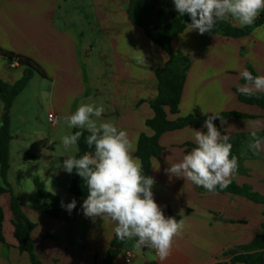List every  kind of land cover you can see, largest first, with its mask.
<instances>
[{"label":"crops","instance_id":"crops-1","mask_svg":"<svg viewBox=\"0 0 264 264\" xmlns=\"http://www.w3.org/2000/svg\"><path fill=\"white\" fill-rule=\"evenodd\" d=\"M126 9L127 0H0V51L30 59L43 73L33 74L10 108L7 173L9 182L14 148L17 173L23 180L29 176L32 185L29 191H22L20 186V195L14 191L13 194L25 217L35 225L31 238L41 264H104L116 226L110 218L85 217L84 199L73 194L71 200H76V207L69 213L62 207L68 203L57 194L56 186L48 190L61 202L56 208L51 200L38 194L35 175L62 179L67 173L61 167L68 157L62 155L61 141L75 127L70 128L65 117L81 104L94 102L97 107L103 106L102 116L92 118L98 125L110 122L126 130L134 144V157L139 135L153 134L145 122L153 116L150 103L157 95L155 70L166 63L168 56L129 19ZM223 20L242 27L231 16ZM171 46L188 56L189 67L178 112L171 114L166 108L167 119L208 117L226 111L253 116L228 117L213 123L221 137L240 139L238 171L231 181L250 186L252 192L264 198V148L253 154L248 147L253 131L257 136L264 132V109L239 101L233 91L244 85L240 73L247 67L256 76H264V22L237 38L212 32L201 35L186 27L171 40ZM94 47L100 48V58L108 57L107 70L102 61L92 65L98 74L102 69L106 72L108 96L104 100L101 90L93 85L88 68L87 58ZM141 53L144 63L137 59ZM24 69L0 53V80L12 85ZM2 112L0 100V118ZM49 113L53 114L52 124L47 119ZM36 125L51 129L53 134L44 137ZM194 131L206 132L205 124L162 133L158 139L161 151L150 161L148 177L155 181L151 189L155 202L166 218L183 220L182 231L173 238L171 255L161 262L150 246L137 250L134 238L120 249L113 264H246L231 263L230 252L244 253L238 247L249 244L261 232L264 204L229 192L199 190L193 182L166 172L196 147ZM259 137L264 138V134ZM75 149L72 156L77 153L76 145ZM41 160L43 164L39 165ZM12 161L16 162L13 158ZM43 188L47 189L45 185ZM32 190L40 203L28 199ZM0 207L4 216L0 264H30L27 253L17 249L13 237L7 194H0ZM54 209L58 218L46 213ZM125 248L133 254L130 262L124 259Z\"/></svg>","mask_w":264,"mask_h":264},{"label":"clouds","instance_id":"clouds-1","mask_svg":"<svg viewBox=\"0 0 264 264\" xmlns=\"http://www.w3.org/2000/svg\"><path fill=\"white\" fill-rule=\"evenodd\" d=\"M173 3L180 16H190L191 23L186 25L189 31L197 30L201 35L213 31L217 21L226 16H231L240 26L251 25L264 10V0H173ZM137 59L144 63L142 53ZM240 75L246 81L238 89L242 95L264 91V76H253L247 69ZM104 111L103 106L81 104L73 114L65 117L70 128L87 129L90 135L86 137V144L90 149L94 147V152H87L80 158L69 156L61 167L69 174L75 169L87 185V198L82 204L85 217L110 218L116 222L114 232L119 240L135 238L137 250L150 246L163 262L171 255L173 238L182 231L183 220L166 218L155 202L151 190L155 181L142 175V161L133 156L134 144L127 131L110 122L98 125L92 118H100ZM217 118L220 117L214 113L208 116L204 122L206 132L194 131L196 147L166 169L167 173L209 192H215L217 186L221 190L227 188L238 171L237 157L231 155L233 145L228 142L229 136L221 137L214 126ZM82 135L81 131H76L64 136L61 141L64 148L77 145ZM248 147L253 154H258L264 148V138L253 131ZM62 207L70 213L76 207V200Z\"/></svg>","mask_w":264,"mask_h":264},{"label":"trees","instance_id":"trees-1","mask_svg":"<svg viewBox=\"0 0 264 264\" xmlns=\"http://www.w3.org/2000/svg\"><path fill=\"white\" fill-rule=\"evenodd\" d=\"M126 12L129 19L139 26L145 35L151 41L159 45L168 56L166 63L155 70L157 95L150 103L153 116L145 122L146 126L152 130L153 134L151 136H146L144 134L139 135L136 143V155L142 161V175L148 176L151 159L157 157L161 151V146L158 143L159 136L164 132L181 129L187 125L199 127L205 122L207 117H194L188 115L179 117L175 120H168L166 115V108L171 114H176L178 112L181 91L189 67L188 56L179 51H174L171 46V40L181 33L186 28L187 24L191 23L190 16L188 14L180 16L175 10L173 0H127ZM263 22L264 10H261L254 23L251 25L235 27L225 20H220L217 21L215 28L211 32L225 37L237 38L247 35L253 28L261 25ZM0 53L9 61H16L19 65L25 66L21 78L14 84L9 85L0 80V100L3 104V112L0 118V194H7L9 198L11 225L13 228V237L17 242V249L20 252L27 253L30 264H41L34 253V244L31 238V232L35 225L23 214L20 204L15 198L7 180V173L9 169V141L11 140L9 123L10 108L15 97L27 85L33 74L36 72L42 75L43 73L34 67L31 60L26 57L3 51H0ZM246 69L251 72L253 76H256L250 67ZM241 83L245 84L246 81L241 78ZM233 91L237 95L239 101L250 105H256L264 109V94L254 92L251 96H245L242 95L237 88H234ZM216 115L221 119L228 117L253 118L251 115L234 111L219 112L216 113ZM220 118L215 119L213 122L219 121ZM76 131H81L83 135L77 142V153L75 157L80 158L87 152H94V147L90 149L86 144V137L90 135V133L85 129L75 127L72 129L71 135L75 134ZM263 134L264 132H261L259 136ZM242 136L243 135H241V137ZM228 142L233 145L231 155L236 156L237 160H239L238 145L240 139L236 136L234 139L229 138ZM33 182L42 199L51 200L52 206L55 208L60 205V200L45 191L42 183L39 182L37 178H34ZM198 188L199 190H206L203 187L198 186ZM216 191L242 195L252 201L264 204V198L252 192L248 185L238 186L231 181L227 188L221 190L219 186H217ZM69 192L82 199L87 198V185L82 178L76 174L75 169H73L70 175ZM46 213L54 218L59 217L56 209L52 211L46 210ZM3 221V210L0 207V242L4 243L2 236ZM127 242L128 240H119L114 232L109 251L104 259V264H113L112 261L114 257L119 253L120 249L126 246ZM238 249L244 253L237 254L236 251L230 252V254H233V257L230 259L231 263L243 262L246 264H264V222L261 232L256 235L249 244L240 246Z\"/></svg>","mask_w":264,"mask_h":264},{"label":"rangeland","instance_id":"rangeland-1","mask_svg":"<svg viewBox=\"0 0 264 264\" xmlns=\"http://www.w3.org/2000/svg\"><path fill=\"white\" fill-rule=\"evenodd\" d=\"M100 48L99 47H94L93 51L90 53V55L88 56L87 60H88V68L89 71L91 73V79L93 81V85L95 84L97 88H99L101 90L102 93V97L101 100H104L107 96H108V87H107V83H106V79L104 78V74L106 73L103 69L100 71V73L98 74V72L96 71V69L93 67L94 65L98 64L100 65V62H104V65L106 67L107 70V63H108V57L103 56L102 58H100ZM93 65V66H92ZM91 105L96 106V104L94 102L91 103ZM15 124L16 121H13V125L16 126ZM39 127L40 129V133L44 136L47 137V135L49 134H53L51 129H44L42 128L40 125H36ZM18 128H20V125L18 126ZM34 138H31V141H33ZM76 151L75 146H72L69 149H62V155L65 157L66 155L72 156L74 154V152ZM12 158L16 160L15 163H13ZM42 160L41 163L39 165H42ZM11 165H12V170L10 172V176H9V183L11 184L12 188V192H17V194L20 195L21 190L22 191H29V187L30 185H32L31 182V178L29 176H26V180L22 179L21 176H19V174L17 173V166L18 161L16 159V154L14 151V148H12L11 150ZM70 175L69 173H66V175L64 176V178L62 179H58L56 177L54 178H49V176H47L46 174H37L35 175L37 177V179L39 180V182H41L43 185L46 186L47 189H45L46 191L48 190H52V186H56L58 188V190L56 191L57 194H59L60 196H62V198L65 200V202H67L68 204L72 201L71 197L72 194L69 193L68 191V187H69V183H70ZM20 186H22V189L20 190ZM54 190V189H53ZM33 194L31 196L28 197V199L30 201H37V203H40V199L38 198V196H35V191L32 190ZM49 192V191H48ZM133 242H135V240H133Z\"/></svg>","mask_w":264,"mask_h":264},{"label":"built area","instance_id":"built-area-1","mask_svg":"<svg viewBox=\"0 0 264 264\" xmlns=\"http://www.w3.org/2000/svg\"><path fill=\"white\" fill-rule=\"evenodd\" d=\"M47 119L50 122V124H52L53 123V119H54L53 118V114L49 113L47 115ZM122 253H123V256H124V259H125L126 262H130L133 259V254H132V252L129 249H127V248L123 249Z\"/></svg>","mask_w":264,"mask_h":264}]
</instances>
